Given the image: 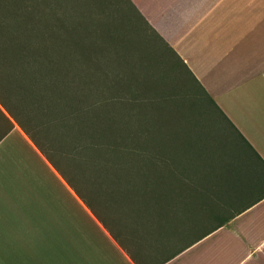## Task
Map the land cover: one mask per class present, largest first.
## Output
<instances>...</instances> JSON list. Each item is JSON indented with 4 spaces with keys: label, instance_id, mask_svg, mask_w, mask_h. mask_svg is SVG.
Instances as JSON below:
<instances>
[{
    "label": "trees",
    "instance_id": "1",
    "mask_svg": "<svg viewBox=\"0 0 264 264\" xmlns=\"http://www.w3.org/2000/svg\"><path fill=\"white\" fill-rule=\"evenodd\" d=\"M125 3L132 11L130 18L123 12L126 19L120 8L118 16L108 14L104 0H0V121L10 123L8 114L18 124L105 227L130 228L162 252H179L175 247L190 236L184 215L219 227L258 202L229 212L264 184L254 171L264 161L232 129L245 158L227 168L225 186L234 195L224 201L176 167L183 156L153 135L152 101L119 97L124 82L131 83L129 95L135 85L142 99L155 96L150 85L161 76L151 67L168 52L217 107L132 1ZM37 124L48 143L30 131ZM105 201L114 218L105 217Z\"/></svg>",
    "mask_w": 264,
    "mask_h": 264
},
{
    "label": "crops",
    "instance_id": "2",
    "mask_svg": "<svg viewBox=\"0 0 264 264\" xmlns=\"http://www.w3.org/2000/svg\"><path fill=\"white\" fill-rule=\"evenodd\" d=\"M131 1L264 161V0ZM6 119L0 121V264H264V191L219 227L184 215L190 236L175 247L179 252L165 253L130 228L105 227ZM254 171L264 182V167Z\"/></svg>",
    "mask_w": 264,
    "mask_h": 264
},
{
    "label": "rangeland",
    "instance_id": "3",
    "mask_svg": "<svg viewBox=\"0 0 264 264\" xmlns=\"http://www.w3.org/2000/svg\"><path fill=\"white\" fill-rule=\"evenodd\" d=\"M104 1L106 2L108 14L118 16L117 8H120L121 11L123 10L122 16L124 19L131 17L132 11H130L125 0ZM167 53V59L162 60L160 56V60L155 61L151 67L152 72L161 76L156 78V82L150 85L155 90V96L151 95L150 99H142L141 91L135 85H133V88L136 89L134 90L135 94L129 95L127 88L130 87V81L124 82V92L121 90L118 96L123 99H132V97L136 96L137 99H141L142 104L146 100L152 101L153 106L150 112L155 115L152 120V129L154 128L153 135H156L154 136L158 140V145H164L173 153L183 156V159L178 156L181 161H179L180 165L176 162V167L186 169L188 174L196 177L195 182L202 190L208 191V189L215 188L223 201L225 199L228 200L234 195V192H232L231 187L229 190L225 186L228 185L226 178L230 177L229 173H227V168L232 169L236 163L245 158L239 150L240 146L237 137L228 123L209 103L180 61ZM125 71L121 73L123 79L126 74ZM140 86L144 88V84ZM158 98L166 100L159 102V104L157 102L159 101ZM136 117L138 116L136 115ZM161 124L167 125V128H162ZM192 127L197 134H191L190 130ZM30 131L40 139L42 144L48 143L46 140L48 139L47 134L40 125L36 128L30 126ZM180 137L184 142H187V140L188 142L194 141V144L192 147H190V144L185 145L186 143H183L179 139ZM65 165L69 166L70 164ZM236 166L238 165L236 164ZM68 171L71 172V170ZM220 186L222 187L220 188ZM262 191H264L263 186L256 189L252 196H247L245 200L243 199L241 204L229 209V212L234 213L239 210L256 198ZM104 212L105 217L108 219L114 218L113 212H108L106 208V201ZM113 214L116 215L115 213ZM212 223L214 224L215 222Z\"/></svg>",
    "mask_w": 264,
    "mask_h": 264
}]
</instances>
